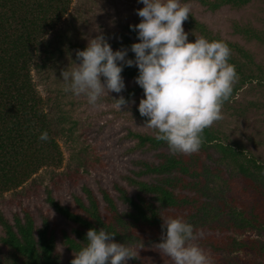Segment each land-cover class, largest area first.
I'll list each match as a JSON object with an SVG mask.
<instances>
[{
	"label": "trees",
	"instance_id": "1",
	"mask_svg": "<svg viewBox=\"0 0 264 264\" xmlns=\"http://www.w3.org/2000/svg\"><path fill=\"white\" fill-rule=\"evenodd\" d=\"M257 1L264 0H181L198 3L210 11L224 5L240 9ZM70 3L71 0H0V196L18 192L40 170L51 172L61 164L58 140L64 132L66 116L60 110H49L33 81L32 70H50L60 57L86 47L58 28ZM183 24L189 41L203 36L209 41H224L231 50L229 63L235 66L238 80L223 105L230 106L237 92L252 83L261 88L264 99V65L256 62L247 48L212 34L191 12ZM129 25H122V30L115 33L116 39L105 38L116 50L137 41ZM231 26L249 42H264V27L235 20ZM128 58H134L130 50ZM121 75L134 80L138 70L135 66L124 67ZM120 96L128 103L142 98L143 90L134 83L120 95H103L100 100L117 103L115 99ZM248 105L264 109V101ZM125 110L131 118L146 123L148 118L140 115L137 106H127ZM42 131H47V141L39 139ZM131 135L136 147L160 151L155 153V161L133 160L135 169L121 176L125 185L113 183L117 198L127 206V211H119L114 198L101 187L103 213L94 192L86 185L82 186L83 196H72L74 207L60 203L47 189L44 200L71 222L69 231L49 226L47 215L42 212L38 214L37 226L26 207L13 212L11 218L0 210V264H63L55 251L57 234L60 243L74 253L85 243L89 228L102 227L115 233L116 242L135 245L141 240L144 247L132 260L134 264H152L148 256L159 251L155 244L161 238L162 217L170 216L192 224L193 236L205 227L254 229L264 235V162L242 157V152L234 144L221 140L222 136L213 127L203 131L202 145L192 154H170L167 143L155 139V130ZM212 151L216 156L210 155ZM202 154L210 162L203 160ZM126 185L138 191L136 197L129 195ZM169 208L177 213L166 211ZM224 249H249L264 256V240L228 238ZM222 264H264V261L240 263L226 259Z\"/></svg>",
	"mask_w": 264,
	"mask_h": 264
},
{
	"label": "rangeland",
	"instance_id": "2",
	"mask_svg": "<svg viewBox=\"0 0 264 264\" xmlns=\"http://www.w3.org/2000/svg\"><path fill=\"white\" fill-rule=\"evenodd\" d=\"M187 4L190 6V12L212 34L244 46L256 62L264 65V42H249L234 32L231 26L232 20H235L249 21L257 28L264 27V1L253 2L240 9L224 5L215 11L195 2ZM141 7L143 5L138 0H71L58 28L66 30L73 41L86 45L90 38L97 35L116 39L115 33L122 30V25H135L140 21L141 18L135 10ZM183 28L186 32L184 24ZM73 62H79L75 49L60 57L50 70H32L33 81L41 97L47 101L49 110H60L66 116L65 129L58 140L62 154L61 164L51 172L40 170L19 187L18 192L10 191L0 196V210L8 218L12 217L13 212L26 207L33 214L37 226L40 224L38 214L42 212L47 215L49 226L66 231H69L71 222L46 203L44 198L47 189L60 203L74 207L72 196H83L82 186L86 185L94 192L99 201V209L103 213L104 203L99 193L101 187L114 198L119 211H127V206L117 198L113 183L116 181L125 185L121 176L135 169L133 160L155 161V153L160 151H149L135 146L136 140L131 133H152L153 130L146 127L145 122L131 118L130 112L125 110L127 106H137L140 99L135 98L128 102L126 106H122L121 111L116 108V103L99 100L96 105H90L86 97H77L63 91L65 85L61 72L74 67ZM124 82L127 87L134 84L135 80L124 79ZM121 93L109 92L108 95L118 96ZM258 101H264L261 88L254 83L245 85L229 102L230 106H222L223 118L214 122L211 127L219 132L221 140L225 143L234 144L235 148L242 152V157L264 162V109L248 105L249 102ZM210 155L216 156V153L212 151ZM202 158L210 162L204 154ZM125 187L130 196L136 197L138 191L134 187ZM236 204L240 206L239 203ZM166 211L177 213L173 208ZM228 238L264 240V235L257 234L254 229L238 231L205 227L194 235L190 243L199 245L211 257L213 264H222L226 259L240 263L250 260L264 261V256H259L249 249H224ZM59 240L57 234L55 251L65 264L73 258L74 253L67 250ZM148 260L152 264H173L171 258L160 251L148 256ZM127 264H134V261L130 259Z\"/></svg>",
	"mask_w": 264,
	"mask_h": 264
},
{
	"label": "clouds",
	"instance_id": "3",
	"mask_svg": "<svg viewBox=\"0 0 264 264\" xmlns=\"http://www.w3.org/2000/svg\"><path fill=\"white\" fill-rule=\"evenodd\" d=\"M138 2L143 7L135 11L141 19L129 25L137 41L113 50L103 35L90 38L84 49L76 50L79 62L62 70L63 91L96 105L103 94L125 90L121 73L124 67L135 66L134 80L143 90L137 107L148 118L146 127L155 130L157 141L167 143L170 154H192L202 145L203 131L223 118L222 106L238 80L235 66L229 63L231 50L226 42L203 36L189 41L183 28L189 4L181 0ZM129 50L134 58H128ZM115 100L119 110L127 103L123 96ZM39 139L47 141V131ZM161 230L155 246L173 264H213L199 245L190 243L194 229L189 222L162 217ZM114 236L103 227L89 228L70 264H127L144 247L141 240L132 245L116 242Z\"/></svg>",
	"mask_w": 264,
	"mask_h": 264
}]
</instances>
